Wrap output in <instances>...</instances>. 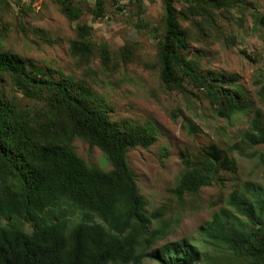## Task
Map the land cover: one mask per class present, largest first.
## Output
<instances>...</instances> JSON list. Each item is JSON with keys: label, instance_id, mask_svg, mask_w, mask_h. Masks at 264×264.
<instances>
[{"label": "trees", "instance_id": "obj_1", "mask_svg": "<svg viewBox=\"0 0 264 264\" xmlns=\"http://www.w3.org/2000/svg\"><path fill=\"white\" fill-rule=\"evenodd\" d=\"M55 1L70 20L80 19L82 10L70 0ZM162 1L164 32L157 44L163 85L186 92L188 82L221 119L252 113L242 140L229 149L249 156L264 146V110L250 112L237 77L202 71L204 54L187 55L192 43L201 40L184 26L195 20L199 35L207 37L217 28V17L241 10L243 0H182L180 10L174 0ZM1 3L5 7L7 1ZM95 4L92 13L98 20L104 17L105 0ZM77 30L79 40L71 43V53L89 59L97 50L92 28L79 25ZM99 52L108 68V50L102 46ZM5 77L32 100L30 108L6 99ZM261 91L264 99V86ZM88 95L87 89L74 93L67 81L53 82L24 57L0 47V264H219L212 256L206 262L188 239L153 249L169 237L171 226L162 208L147 214L128 154L154 146L158 130L151 122L144 128L115 123ZM75 139L99 149L112 170L88 166L73 147ZM227 155L214 145L196 157L181 153L182 170L172 190L181 204L187 195L211 187L221 170L234 164ZM227 204L233 212L223 209L203 227L207 242L222 250L225 264H264V187L247 183Z\"/></svg>", "mask_w": 264, "mask_h": 264}, {"label": "rangeland", "instance_id": "obj_2", "mask_svg": "<svg viewBox=\"0 0 264 264\" xmlns=\"http://www.w3.org/2000/svg\"><path fill=\"white\" fill-rule=\"evenodd\" d=\"M5 1V0H4ZM0 0V47L24 57L53 82L67 81L74 93L89 90L93 105L108 112L115 123L128 122L144 128L148 122L158 130V140L148 150L136 149L128 154L140 195L148 215L162 208L169 221L167 242L188 239L207 260L228 263L222 250L207 242L203 227L225 209L233 192L242 193L244 185L264 187V146L259 145L242 156L229 153L232 145L242 140L252 113L228 121L218 118L209 100L200 97L193 85L185 82L186 92L168 91L160 79L158 39L164 32L162 0H105L104 17L94 19L95 0H70L82 10L79 20H70L55 0ZM175 7H184L174 0ZM241 10L231 16L217 17V28L209 36L199 35L193 21L184 23L200 43H192V58L204 54L202 71L206 74L237 77L254 109L264 110L261 89L264 86V0H243ZM244 12L243 14H241ZM92 28L96 53L89 59L73 56L71 43L79 40L78 26ZM155 29L159 30L158 33ZM203 37V38H202ZM202 38V39H201ZM104 46L111 63L104 67L99 49ZM2 90L22 109L32 100L5 77ZM195 128L197 131L191 129ZM77 155L90 167L112 170L106 156L97 148L90 149L80 139L73 141ZM212 145L224 150L234 164L221 170L211 187L198 195H187L181 204L172 190L182 170L181 153L201 155ZM168 154V158L165 154ZM239 221H245L238 216ZM155 227L156 225H152ZM30 231L31 227L26 226ZM228 255L230 253L225 251ZM220 259V260H219ZM144 264H156L145 260ZM207 264H212L207 262Z\"/></svg>", "mask_w": 264, "mask_h": 264}]
</instances>
